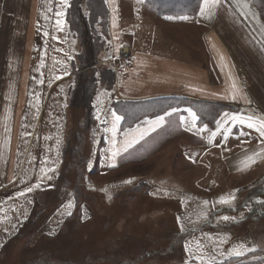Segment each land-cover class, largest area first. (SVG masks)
Instances as JSON below:
<instances>
[{
    "label": "rangeland",
    "instance_id": "1",
    "mask_svg": "<svg viewBox=\"0 0 264 264\" xmlns=\"http://www.w3.org/2000/svg\"><path fill=\"white\" fill-rule=\"evenodd\" d=\"M68 4L60 0L55 16L63 32L41 42L50 55L35 39L29 144L0 184V264H264V157L216 169V153L199 151L206 128L191 154L177 133L111 155L101 126L107 43L93 52L97 67L83 68L91 53L68 28ZM183 104L197 108L178 99L163 110ZM202 116L210 128L215 120Z\"/></svg>",
    "mask_w": 264,
    "mask_h": 264
},
{
    "label": "crops",
    "instance_id": "2",
    "mask_svg": "<svg viewBox=\"0 0 264 264\" xmlns=\"http://www.w3.org/2000/svg\"><path fill=\"white\" fill-rule=\"evenodd\" d=\"M59 1L0 0V184L7 182L6 170L16 161L15 152L22 163L29 144L23 143V112L28 109L40 59L34 52L35 39L41 43L45 35L53 40L54 30L57 36L63 32V23L51 28L61 10ZM104 3L107 44L101 61L107 63L113 79L109 81L108 114L101 126L111 155L120 157L142 143L177 133L186 139L184 154H191L201 147L194 141L202 137L198 129L206 128L205 144L199 151L216 153V169L264 157V136L257 130L264 121V15L254 0H220L203 15L199 0L194 13L180 16H161L145 0ZM183 16L188 19H180ZM41 44L45 54L47 45ZM94 78L96 82L99 75ZM171 97L197 108L194 111L183 104L165 109L123 129L120 119L113 131L112 114L120 116L113 101L154 100L162 105ZM200 108L217 110L210 128L199 122ZM189 109L198 117L195 128ZM233 116L243 117L244 122L233 121ZM159 117L164 120L158 125ZM249 123L256 127H248Z\"/></svg>",
    "mask_w": 264,
    "mask_h": 264
},
{
    "label": "trees",
    "instance_id": "3",
    "mask_svg": "<svg viewBox=\"0 0 264 264\" xmlns=\"http://www.w3.org/2000/svg\"><path fill=\"white\" fill-rule=\"evenodd\" d=\"M152 7L154 11L161 16L168 15H189L194 13L198 5L199 0H145ZM255 6L264 15V0H254ZM68 9L66 12V20L68 28L73 31L74 34L79 37L81 44L85 45L90 51L91 62L85 64L83 68L92 66L95 64L93 59V53L100 43L106 44L107 38V7L104 0H69ZM83 36V37H82ZM86 38H85V37ZM82 37V38H80ZM93 47V48H92ZM103 47V44H102ZM101 48V47H100ZM84 65V64H83ZM105 72V71H104ZM82 73V72H81ZM106 77L104 82H108L113 79L111 72H105ZM95 79H93V83ZM87 100L86 96H84ZM167 102L159 104L158 101L150 100L149 102L141 101H113V108L120 114L121 122L120 127H132L147 115L159 114L164 108L171 107L175 103L176 98L165 99ZM170 103V104H169ZM201 116L199 120H203V115L207 114L208 117L214 119L217 112L216 109H201ZM216 111V112H215ZM243 260V259H241ZM245 262V261H244ZM243 263V261L239 262ZM251 264V261L245 262ZM244 263V264H245ZM257 262L253 261L252 264Z\"/></svg>",
    "mask_w": 264,
    "mask_h": 264
},
{
    "label": "snow or ice",
    "instance_id": "4",
    "mask_svg": "<svg viewBox=\"0 0 264 264\" xmlns=\"http://www.w3.org/2000/svg\"><path fill=\"white\" fill-rule=\"evenodd\" d=\"M63 2L66 4L67 0H63ZM219 3H220V0H202L201 6H200V14L201 15L205 14L206 8H211L213 6H218ZM61 15H63V13H57V16H61ZM180 19H188V17L187 16H183V17H180ZM60 23H62V21L57 20V24H60ZM173 111H175V109ZM188 111H189V114L192 117L191 125H192L193 128H195L196 127V122L198 120V117L196 116L195 113L191 112L190 109ZM112 115L114 117V125H113V131H114L115 130V123H118L119 120L121 119V117L117 116L115 113H113ZM165 115H169V114L165 113ZM249 119L251 120V118H249ZM163 120H164V117H159L158 121H157V124L159 125L160 123H163ZM181 120H182V122H186V121H184V118H181ZM232 120L233 121H239L241 123L244 122V118L241 117V116H233ZM248 127H256V124L249 123ZM257 130L260 132L261 136H264V121L259 122V127L257 128ZM198 131L203 132V131H205V128H200V129H198ZM212 135L214 136L215 133H212ZM255 155L258 156V155H260V153H256ZM131 182H132L131 180L124 181V183H131ZM31 190H32L31 188L27 189V191H31ZM18 195H23V193H19ZM221 201L224 202V203H228V200H226L224 198H221ZM223 219L227 220L229 218L228 217H224ZM198 247H199V245H198ZM241 247H243V246L241 245ZM186 250H187V245H186ZM234 254L235 255H241L242 253H241V251L237 250V251L234 252ZM200 259L203 262V257H200Z\"/></svg>",
    "mask_w": 264,
    "mask_h": 264
}]
</instances>
